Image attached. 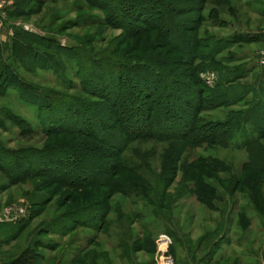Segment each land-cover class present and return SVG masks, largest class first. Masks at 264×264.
<instances>
[{
	"label": "trees",
	"instance_id": "obj_1",
	"mask_svg": "<svg viewBox=\"0 0 264 264\" xmlns=\"http://www.w3.org/2000/svg\"><path fill=\"white\" fill-rule=\"evenodd\" d=\"M43 1L13 0L11 6L5 9V18L7 20L10 17L37 13L41 11ZM130 1L133 0L120 1L128 19L124 17L121 19L124 22L120 23L109 17L105 19L104 24L115 23L123 30L118 37L121 38L119 46L124 44L123 40L127 38L133 40L135 46L136 43L141 44L142 59L122 58L127 56L129 49L121 51L118 58L105 55L101 57L79 43L72 46L60 45L55 37L22 29L14 30L5 43H0V97H3L10 88L16 92L22 102L36 105L38 108L41 103L47 109L60 105L58 115L61 116L58 117L59 121L56 120L57 124L50 122L36 127L12 111L0 110V113L14 126L20 124V127L29 133L45 134L47 137L51 136L53 140L51 144L46 143L42 148L34 150H31L32 147H23L20 148L22 152L18 149L7 151L9 162L0 161V174L5 180L0 184V191L22 183L24 179L48 181V185L66 189V192L62 193V199L59 200L58 208L62 209L70 203L72 209L62 211L50 220L54 221L57 218L68 222L69 225L65 227L69 230L81 227L93 229L94 232L100 231L102 225L111 222L109 214L112 210L119 213L118 209L116 210L117 206L112 208L114 194L127 198L132 205L137 201L150 200L147 191H154L153 188H149V178L154 174L150 171L149 162L144 159L145 156L137 154L136 150L123 155L127 150L126 146L133 142L147 139L168 140L169 145L163 156L165 160L163 164L161 163L158 179L162 180L163 184L167 183L166 187H169L171 181L180 172L184 190L192 193L193 190L196 191L195 193L197 190L203 191L194 195L210 208L212 207L210 199L213 196L209 194L211 190L203 178L209 172L221 170V166L225 163L209 155L196 154L191 156V159L181 157L182 149L185 146L192 147L203 143L227 147L232 136L236 140L235 132L250 126L254 134L245 135L241 144L246 153H249L254 145L258 153L259 150L262 153H255V156H252L254 160H246L244 167L248 171L251 188L264 187L262 143L264 141V77L257 80L258 84L242 81L252 71L251 68H247L244 59L246 57L235 54V48L241 45L261 42L262 34L249 35L235 30L228 31L229 26L237 21L234 20L237 12L232 0H198L182 8L171 9H165L158 3L156 6L152 0H147V3L142 0L139 5H133ZM262 4V7H258L252 1L248 2L246 7L254 9L253 13L257 12L264 18V2ZM158 6L163 8V16L158 14L160 12L156 9ZM129 20L136 24L133 29H128ZM3 25L7 27L6 23ZM152 32L166 41L155 40L156 37H151ZM172 35L178 38L177 42L172 43L170 40ZM80 55L88 59L86 64L93 67V72L91 73L89 67V72L72 73L76 81L63 77L56 80L61 76V68L67 60L71 61L76 69H81ZM182 65L190 69L191 72L187 75L195 76L190 88L180 85L174 71L167 73L160 67L166 66L177 70ZM17 67L22 68L23 72L32 77H35L36 70L50 71L55 80H52L47 87L32 84L18 72ZM206 69L215 72L212 87L199 77V73ZM262 69L264 72V65L261 71ZM122 71H130L128 73L131 80L130 92L127 91L128 86L125 87L126 90L124 89L126 75ZM258 76L260 77L259 73ZM244 84H248L245 89L240 86ZM69 89H78L83 95L64 92ZM176 97L185 104L183 109L176 104L173 105ZM232 106L237 107L232 108ZM259 107L262 108L263 113L259 117L260 120H257L254 118L256 112L251 113ZM203 112H214L216 116L200 117L199 114ZM159 114L173 120L180 119L181 123L173 122L172 127L169 125H164V128L159 127L157 126L160 122ZM94 116L104 117L110 129L103 127L101 130L98 126L104 125L105 122L100 120L101 124L97 120L96 124ZM20 127L19 132H21ZM114 127L116 130L111 129ZM171 152L172 155H169ZM88 155L95 156L98 161L99 168L95 172L97 178L86 180L85 176L74 177L68 174L66 169L64 171L63 167L70 164L76 166L80 157ZM33 156L37 160L32 164L30 158ZM58 168L69 177L64 179L58 177L56 174ZM45 186L47 184L39 187ZM163 203L164 197L159 193L158 209L163 207ZM35 205L37 204L33 203L31 206L34 208ZM42 205L44 204L40 203L38 209H32L25 217L31 219L36 216L38 212L40 213ZM261 208H264V204ZM258 210L256 212L260 213ZM136 212L129 211V215L132 214L134 218L138 214ZM9 224H14L13 233L9 235L4 232L0 243L17 237L27 222L20 218L12 220ZM42 228H35L36 235L48 231ZM90 238L88 242L91 241ZM39 240L32 239L29 245L5 264H43L45 257L36 248L53 250L55 246L51 244L43 246ZM146 242L149 244L148 251L152 253L153 242L151 240ZM216 246L217 243L212 244L200 260L207 264H237L233 260L226 262L221 261V258L213 260L212 255L217 249ZM141 249L143 247L137 245L131 251ZM78 255L79 251L74 257ZM0 264L4 263L0 260Z\"/></svg>",
	"mask_w": 264,
	"mask_h": 264
},
{
	"label": "rangeland",
	"instance_id": "obj_2",
	"mask_svg": "<svg viewBox=\"0 0 264 264\" xmlns=\"http://www.w3.org/2000/svg\"><path fill=\"white\" fill-rule=\"evenodd\" d=\"M120 1L44 0L41 11L34 14L10 17L7 20L5 18V9L7 7H0L3 15L0 16V24L6 23L9 29V36L14 30L28 29L31 32L55 37L60 45L72 46L79 43L84 48H89L91 52L101 57L105 55L111 58H118L121 55V51L129 49L128 51L130 52L127 53V56H123L122 58L127 57L130 60L142 59L143 50L141 44L136 43V48L133 40L127 38L123 40L124 44L119 46L121 38L118 37L122 34L123 30L115 23H111L112 25L104 24L105 19H109V17L120 23L124 22L121 20L122 18L128 19L125 15L124 6ZM140 1L142 0L130 2L133 5H139ZM143 1L148 2L147 0ZM152 1H154L153 4L156 6L159 4L165 9H171L182 8L198 0ZM252 1L258 7H262V2H264V0H232L237 12V17L234 20L237 21L229 26L228 31L235 30L249 35L255 33L262 34L263 41L264 18L257 12L253 13L254 9L246 7V4ZM162 7L158 6L156 8L159 9L160 12H157L161 16L164 15ZM50 23L52 25H49ZM127 24L128 29H133L132 27L136 26L131 20ZM9 36H0V43H5ZM151 37H156L155 40L158 41L165 40L155 32L151 33ZM170 40L173 43L174 41L177 42L178 38L172 35L170 36ZM262 41L250 42L235 48L236 50L234 49L236 56H246L250 61L246 65L247 67L251 66L252 73L242 81L258 84L257 80L264 77L263 69L261 71V67L264 65V42ZM159 51L163 52L164 50ZM79 59L82 70L76 69L75 65L67 60V58H62V60H67V62L61 68V76L57 77L56 80H60L61 77L73 80L75 79V75L73 76L72 73L89 72L90 64L89 66L86 64L88 59L81 55ZM260 61H263V63H260ZM160 67L162 68L161 70L167 71V73L174 71L180 85L185 88H190L195 80V76L187 75L191 71L188 67H184V65L179 66L177 70H172L166 66ZM17 70L32 84L47 87L52 80H55L50 71L36 70L35 77H32V75L23 72L20 67H17ZM90 70L92 73L93 67H90ZM258 70L261 72H258ZM129 72L122 71L126 75L124 89L128 86V92H130L131 83L130 76H128ZM206 73H212L215 77V72L208 69L200 72L199 77L202 79L201 75ZM105 77L109 76L105 75ZM214 81L208 86L212 87ZM240 86L245 89L248 87V84ZM230 91H235V89H230ZM64 92L83 95L78 89H69ZM174 104L178 105L180 109H183L185 105L177 97L174 98ZM53 106H55V103ZM126 106L128 108V105ZM236 107L232 106V108ZM53 108L57 110L54 111ZM0 110L3 112L7 110L12 111L36 127L50 122L57 124L56 122L59 121L58 117H61L58 115L60 105L47 109L41 103L38 108L36 105L22 102L16 95V92H13L10 88L5 92L3 97H0ZM262 113V108L259 107L251 114H254L255 119L260 120L259 117ZM160 115L158 116L160 122L157 123L159 127L164 128V125L172 127L176 123H181L180 119L175 118L173 120V118H166L165 115H161V118ZM199 115L200 117L208 118L215 117L216 113L203 112ZM94 120L96 124L100 120L103 123L105 122L104 117L94 116ZM173 122L175 123L173 124ZM20 126V124L17 126L15 124L14 126L12 122L8 121L0 113V161L8 163L9 154L7 153L9 152L7 151L12 149H18L22 152L23 150L20 148L32 147L31 150H34L42 148L46 143L51 144L53 142L51 136L47 137L41 133H29ZM19 127L21 132H19ZM98 127L101 130L103 127L110 129L107 126V122ZM111 129L116 130L115 127ZM119 130L117 129V131ZM252 134L254 132L250 126H245L244 129L235 132L234 138L236 140L232 136L231 141L227 143V147L203 143L192 147L185 146L182 149L181 157H189L191 159V156H196V154L201 156L209 155L217 160H221L220 162H223V164L225 163L224 166H221V170H214L209 172L207 176L204 175L203 181L211 190L209 194L213 196L210 199L212 206L210 208L206 207L202 201H199L198 196H195L197 193L203 191L197 190V193H195L196 191L192 189V193L184 190L180 172L171 181L169 187H166L167 183L163 184L164 182L158 179L161 163L163 164L165 160L163 156H165L164 153L169 145L168 140L156 141L147 139L141 142H133L126 146L127 150L123 152V155L129 151L136 150L137 154L145 156L144 159L149 162L150 171L154 174V176L149 178V188H153L154 191H147L150 197L149 201H137L134 205L127 198L114 194L111 202L113 203L112 208L117 206L116 210L118 209L119 213H115L112 210V213L109 214L111 222L102 225L100 231L94 232L93 229L81 227L69 230L65 227L69 225L68 222L57 218L54 221L50 220L51 217L59 215L62 211L72 209L70 203L66 204L62 209L58 208L59 200L62 199V193L66 192V189L58 188L56 185H48V181L40 182L35 179H24L22 183L7 187L0 191V238H3L4 232L9 233V235L13 233L14 224H9L12 220L15 221V219L23 218L27 224L17 237L0 243V260L4 264L7 263V260L15 257L25 246L29 245L32 239L37 238L40 239L39 241L43 246H49L50 244L55 246L53 250L44 249L43 247L36 248L45 257L43 264H158L155 239L159 233H165L171 240L168 252L173 258L174 264H204L200 260L201 257L211 248L212 244L216 245V243L217 249L212 255L213 260L221 258V261L233 260L237 264H264V208H261V205L264 204V187L254 186L251 188V181L247 175L248 171L244 167L246 160H254L255 158L252 156H255V153L260 154L262 151L259 150L258 153V149L254 145L251 147L249 153H246L243 144H241V140L245 135L250 136ZM262 143L264 145V141ZM172 153L169 155H172ZM30 159L32 164L37 160L34 156ZM97 162L95 156L88 155L80 157L76 166L69 163L70 165L65 168L61 167H63L64 171L66 169L71 176H85L86 180L89 178L95 179L98 177L97 173H95L99 168ZM58 170L56 173L58 177L63 179L69 177V175L63 173L64 171H60V168ZM179 179L180 182H178ZM4 182L5 180L0 174V184ZM46 184L47 186L40 188ZM159 193L163 195L164 203L163 207L158 209ZM45 200L48 201L44 202ZM33 203L37 204L34 208L31 206ZM40 203L44 204L42 207L40 206V213L38 212L36 216L27 219L25 216L30 214L32 209H38ZM6 208L12 209L10 210L11 217H7V219L4 216ZM17 209L20 210L18 211ZM256 210L260 213L256 212ZM129 211H137L136 213L138 214L135 215V219L132 217V214L129 215ZM129 219L134 221H130ZM37 227L46 228L48 231H44L43 233L45 234L36 235L35 231ZM66 230L67 232H65ZM89 238L91 239L90 242L87 241ZM146 240L153 242L154 249L152 253L148 251L149 244H146ZM213 240L215 241L214 243H212ZM137 245H141L143 249L132 252L133 247ZM78 251L79 255L74 257Z\"/></svg>",
	"mask_w": 264,
	"mask_h": 264
},
{
	"label": "built area",
	"instance_id": "obj_3",
	"mask_svg": "<svg viewBox=\"0 0 264 264\" xmlns=\"http://www.w3.org/2000/svg\"><path fill=\"white\" fill-rule=\"evenodd\" d=\"M28 30V29H27ZM264 57V56H263ZM260 63H263V61H260ZM202 80L205 82V84L210 85L214 81L215 77L212 73H206L201 75ZM9 208H6L4 210V216L5 219L7 217H11ZM18 211L20 209H17ZM171 243V240L169 236L165 233H159L155 239V250L158 256V264H174L173 258L170 256L168 252L169 245Z\"/></svg>",
	"mask_w": 264,
	"mask_h": 264
},
{
	"label": "crops",
	"instance_id": "obj_4",
	"mask_svg": "<svg viewBox=\"0 0 264 264\" xmlns=\"http://www.w3.org/2000/svg\"><path fill=\"white\" fill-rule=\"evenodd\" d=\"M13 0H0V7H7L9 8L11 6V3H12ZM0 16H3L2 15V11H0ZM0 36L2 37H7L9 36V29L8 27H6L5 25H3L2 23L0 24ZM246 57V56H244ZM245 59V62L247 64V62H250L249 59L246 57L244 58ZM248 59V60H247ZM251 60V59H250ZM247 68H251V66L247 67ZM217 241V240H216ZM215 241L213 240L212 243H214ZM211 245V244H210ZM204 263V262H203ZM204 264H207V263H204Z\"/></svg>",
	"mask_w": 264,
	"mask_h": 264
}]
</instances>
